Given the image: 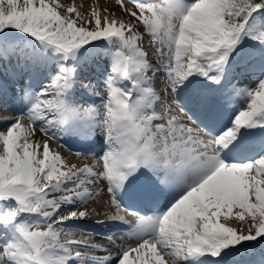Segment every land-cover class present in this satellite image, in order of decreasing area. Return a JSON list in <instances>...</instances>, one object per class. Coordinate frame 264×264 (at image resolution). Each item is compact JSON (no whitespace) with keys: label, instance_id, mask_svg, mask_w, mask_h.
<instances>
[{"label":"snow or ice","instance_id":"1","mask_svg":"<svg viewBox=\"0 0 264 264\" xmlns=\"http://www.w3.org/2000/svg\"><path fill=\"white\" fill-rule=\"evenodd\" d=\"M0 264H264V0H0Z\"/></svg>","mask_w":264,"mask_h":264},{"label":"bare ground","instance_id":"2","mask_svg":"<svg viewBox=\"0 0 264 264\" xmlns=\"http://www.w3.org/2000/svg\"><path fill=\"white\" fill-rule=\"evenodd\" d=\"M89 1L90 0H60V2L64 3V4L75 3L77 6L81 7L82 11H85V12L90 10V7L94 3H98L101 8L103 7V4H101L100 1H99L100 3L97 2L96 0H95V2L90 1L91 3ZM144 44H147V42L145 41ZM97 71H99V70H97ZM93 99H95V98H93ZM227 121H228V115L222 114V116L218 120L219 125L217 127L218 128L221 127L223 124L227 123ZM39 136H40V133H39V131H37V138H39ZM51 146H52V148L60 151L69 160L70 163L82 164L85 162H95V159L92 155H87V156H77L76 155V152L79 150V147H80L78 143H73V142L69 141L67 147H62L57 142L53 141V142H51ZM94 151H96L98 153L99 148H95ZM106 200H107V194L106 193L101 194V196L98 198L97 201L88 205L89 210H91L93 208H97L101 203H103ZM102 211L103 212H111V211H114V209H109V208H107V206H105L102 209ZM125 218L128 220L133 219V217L130 215H126ZM98 219H104L103 215H101L99 217L93 216L91 219L76 221L75 223L83 225L84 229L87 233H94V235H92L89 238L93 239L94 241H96L98 243L107 244V241L104 240L103 237L106 235L112 234V233H115L117 238L125 235L123 228L126 226H117V223H113V222H108V223H104V224H97L96 221ZM77 236L78 237L80 236L79 232H77Z\"/></svg>","mask_w":264,"mask_h":264},{"label":"rangeland","instance_id":"3","mask_svg":"<svg viewBox=\"0 0 264 264\" xmlns=\"http://www.w3.org/2000/svg\"><path fill=\"white\" fill-rule=\"evenodd\" d=\"M91 2H95V0H90ZM89 1V2H90ZM97 2H101V4H103V7L102 8H104V6L105 7H109V8H112L113 10H116V0H96ZM90 2V3H91ZM99 2V3H100ZM105 4V5H104ZM129 7H131V5L129 4L128 5ZM117 15H123L122 13H120L118 10H117ZM125 19H127V17H125ZM148 37L146 36L145 38H144V42L146 41L147 42V44H145V46H147L148 45ZM96 99V98H95ZM96 102L97 103H99V100L98 99H96Z\"/></svg>","mask_w":264,"mask_h":264}]
</instances>
